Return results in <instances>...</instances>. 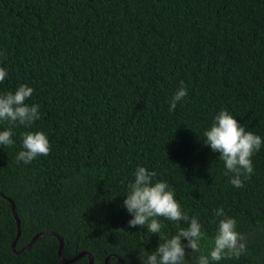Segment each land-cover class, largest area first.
<instances>
[{
    "label": "trees",
    "instance_id": "1",
    "mask_svg": "<svg viewBox=\"0 0 264 264\" xmlns=\"http://www.w3.org/2000/svg\"><path fill=\"white\" fill-rule=\"evenodd\" d=\"M0 53V94L32 87L27 102L41 116L0 146V264H62L53 235L24 249L50 232L66 260L86 252L93 264H140L139 251L161 241L128 226L123 202L138 166L169 184L209 240L216 209L237 220L248 251L219 264H264V146L236 188L203 135L227 109L264 139V0H0ZM181 81L188 95L170 112ZM37 131L50 154L17 163L23 133ZM5 197L20 223L14 248ZM161 222V235L175 234Z\"/></svg>",
    "mask_w": 264,
    "mask_h": 264
},
{
    "label": "clouds",
    "instance_id": "2",
    "mask_svg": "<svg viewBox=\"0 0 264 264\" xmlns=\"http://www.w3.org/2000/svg\"><path fill=\"white\" fill-rule=\"evenodd\" d=\"M7 77L8 71L0 67V83ZM33 93L32 87L20 85L14 93L0 94V122L11 125L0 131V146L14 145L13 126L31 127L41 118L39 105L27 102ZM187 95V86L181 81L169 101V111H175ZM203 135L206 138L204 145L220 154L219 161L224 163V174L230 177L229 183L243 188L244 181L254 174L253 157L264 146V139L241 125L227 109L215 115L211 127ZM22 147L16 156L17 163L29 164L51 152L49 138L43 131L23 133ZM156 176L155 171L138 166L134 181L127 185L128 192L123 202V207L133 217L128 221L130 228H146L160 237L161 242L155 251H139L140 264H219L225 259H239L247 253L245 237L237 230L235 218L228 216L222 207L216 209L214 215L217 219L213 223L218 220V227L209 240L199 219L188 215L167 182H154ZM161 218L176 225L177 230L171 237L161 235L165 227Z\"/></svg>",
    "mask_w": 264,
    "mask_h": 264
},
{
    "label": "water",
    "instance_id": "3",
    "mask_svg": "<svg viewBox=\"0 0 264 264\" xmlns=\"http://www.w3.org/2000/svg\"><path fill=\"white\" fill-rule=\"evenodd\" d=\"M0 195H2L1 193H0ZM6 198V197H5ZM9 202H10V204H11V209H12V212H13V215H14V217H15V219H16V225H17V235H16V238H15V240H14V242H13V245H12V247L14 248L15 247V244H16V241H17V239L19 238V236H20V223H19V220H18V218H17V215H16V212H15V206H14V203L10 200V199H8V198H6ZM46 235H53V236H55L57 239H58V241H59V250H58V258H59V260H60V262L62 263V264H72V263H74V262H76V261H78L81 257H83V256H87L88 257V259H89V262H88V264H93V259H92V256L90 255V254H88V253H86V252H82V253H80V254H78L77 256H75L74 258H72V259H69V260H66V259H64V258H62V251H63V240L61 239V237L59 236V235H57L56 233H39V234H36L33 238H32V240L30 241V243L24 248L25 250H27V249H30V247L37 241V240H39L41 237H43V236H46ZM111 258V256H108L106 259H105V264H108V262H109V259ZM119 261H120V259L118 258V257H116ZM122 263V262H121ZM123 264V263H122Z\"/></svg>",
    "mask_w": 264,
    "mask_h": 264
}]
</instances>
